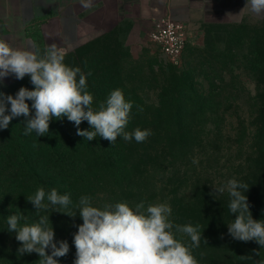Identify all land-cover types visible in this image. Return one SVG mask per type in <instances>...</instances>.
<instances>
[{"label":"trees","instance_id":"16d2710c","mask_svg":"<svg viewBox=\"0 0 264 264\" xmlns=\"http://www.w3.org/2000/svg\"><path fill=\"white\" fill-rule=\"evenodd\" d=\"M251 46L250 70L259 94L246 102L252 109L247 113L240 111L243 104L239 99L216 102L198 95L184 75L165 84L154 112H142V101L112 79L109 67L97 65L81 71L93 96V109L98 110L111 91L121 89L133 104L126 131L150 130L144 142L125 141L122 136L112 144L101 137L87 141L77 135V126L66 117L50 121L44 136L35 132L24 135L23 116L0 129V264H40L35 252L18 253L21 244L7 230V216L12 214L21 215L20 226L49 216L47 226L53 227L54 242L69 245L68 254L56 259L59 264H74V235L83 223L78 208L84 196L98 208L117 202H126L133 209L143 203L145 210L149 205L167 204L176 239L191 246L190 237L176 232L175 225L199 226L200 246L192 248L198 264H252L258 256L264 264V247L254 240L233 239L227 226L235 219L225 187L231 179L249 186L245 195L252 217L264 220V35ZM25 79L4 84L10 92L4 93L15 96ZM26 102L31 107L32 101ZM235 103L239 110L234 114L206 111L213 105L220 108ZM79 128L91 130L87 121ZM219 187L225 191L213 193ZM39 188L46 194L53 188L68 194L71 204L58 210L76 215L53 211L47 199L48 208L36 213L27 197ZM46 251L51 254V248Z\"/></svg>","mask_w":264,"mask_h":264},{"label":"clouds","instance_id":"9594fccd","mask_svg":"<svg viewBox=\"0 0 264 264\" xmlns=\"http://www.w3.org/2000/svg\"><path fill=\"white\" fill-rule=\"evenodd\" d=\"M80 3L83 8L92 6V0H80ZM245 10L264 19V0H246L241 12ZM64 55V50L56 44L49 45L41 55L34 41H29L26 48H18L8 39L0 38V84L12 74L17 80L30 76L34 86L32 90L21 87L15 96L0 92V129H7L13 118L23 116L24 135L35 132L44 136L49 132L50 121L66 117L77 126V135L87 141L101 137L112 144L122 136L125 141L134 138L138 143L144 142L151 135L150 130L126 131L133 104L125 99L123 91H111L98 110L93 109L86 76L79 67L66 65ZM26 101H32L31 107ZM83 121H87L91 130L79 128ZM225 187L231 197L229 210L235 215L233 222L227 224L228 233L235 240H254L264 247V220L252 217L245 195L249 186L231 179ZM225 187L214 188L213 193H223ZM45 199L53 211L76 215L58 210L67 208L71 200L68 194L61 195L55 188L47 194L44 188H39L33 196L27 197L36 213L48 208ZM79 205L83 223L74 235V264H198L192 248L200 246L199 226L175 225L176 232L190 237L191 246L176 239L172 231L174 225L169 220L171 208L167 204L149 205L145 210L143 203L133 209L126 202H117L98 208L84 196ZM20 219L21 215L12 214L6 220L7 230L14 232L21 244L18 253L35 252L40 264H59L56 258L66 256L69 245L67 241H60L59 246L54 242L53 227L47 226L49 216H40L38 222L23 226L19 225ZM49 248L51 254L46 251Z\"/></svg>","mask_w":264,"mask_h":264},{"label":"rangeland","instance_id":"374dc122","mask_svg":"<svg viewBox=\"0 0 264 264\" xmlns=\"http://www.w3.org/2000/svg\"><path fill=\"white\" fill-rule=\"evenodd\" d=\"M200 30L186 47L180 66L167 62L148 35H136L126 27L65 52L64 63L79 67L81 71L97 65L109 67L112 79L121 83L134 99L142 101V112H154L165 84L175 79L174 76L183 75L188 79V86H194L198 95L216 102L239 99L243 104L240 111L250 112L252 109L245 106L246 102L259 94L250 70L251 44L264 35V22L209 21ZM48 46L40 47L41 55ZM22 87L34 88L30 76L26 77ZM0 91L10 93L5 85H0ZM190 92L188 88L187 95ZM238 110L236 103L206 109L220 115L234 114ZM258 260L263 264L259 256ZM258 260L256 258L252 264H257Z\"/></svg>","mask_w":264,"mask_h":264},{"label":"crops","instance_id":"0c3cea01","mask_svg":"<svg viewBox=\"0 0 264 264\" xmlns=\"http://www.w3.org/2000/svg\"><path fill=\"white\" fill-rule=\"evenodd\" d=\"M245 4L246 0H92L91 7L83 8L80 0H0V38L18 48H26L29 41L38 49L56 44L65 53L125 27L149 36L164 16L183 23L195 38L209 21L264 22L247 10L241 12ZM22 80L10 74L0 85Z\"/></svg>","mask_w":264,"mask_h":264},{"label":"built area","instance_id":"2783aa9c","mask_svg":"<svg viewBox=\"0 0 264 264\" xmlns=\"http://www.w3.org/2000/svg\"><path fill=\"white\" fill-rule=\"evenodd\" d=\"M149 40L158 48L160 55L170 64L180 66L186 47L194 37L181 22L169 16L161 17L149 33Z\"/></svg>","mask_w":264,"mask_h":264}]
</instances>
